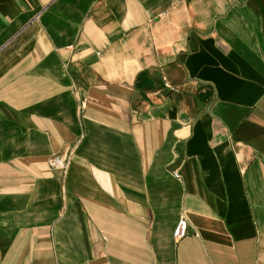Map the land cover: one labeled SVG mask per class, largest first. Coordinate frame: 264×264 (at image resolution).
Wrapping results in <instances>:
<instances>
[{
  "label": "crops",
  "instance_id": "crops-1",
  "mask_svg": "<svg viewBox=\"0 0 264 264\" xmlns=\"http://www.w3.org/2000/svg\"><path fill=\"white\" fill-rule=\"evenodd\" d=\"M0 264H264V0H0Z\"/></svg>",
  "mask_w": 264,
  "mask_h": 264
},
{
  "label": "built area",
  "instance_id": "built-area-1",
  "mask_svg": "<svg viewBox=\"0 0 264 264\" xmlns=\"http://www.w3.org/2000/svg\"><path fill=\"white\" fill-rule=\"evenodd\" d=\"M57 160L55 159L52 164H56ZM176 178L178 177V175L176 173L173 174ZM186 233V222L184 221V219H180L177 223V225L174 228L173 231V237L175 239H180L181 237H183Z\"/></svg>",
  "mask_w": 264,
  "mask_h": 264
}]
</instances>
